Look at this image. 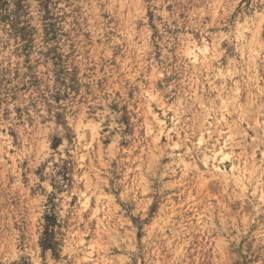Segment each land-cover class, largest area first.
Instances as JSON below:
<instances>
[{"label":"rangeland","instance_id":"obj_1","mask_svg":"<svg viewBox=\"0 0 264 264\" xmlns=\"http://www.w3.org/2000/svg\"><path fill=\"white\" fill-rule=\"evenodd\" d=\"M53 105L94 159L36 163ZM49 168L45 208L84 209L73 264H264V0H0V264H34L11 254Z\"/></svg>","mask_w":264,"mask_h":264},{"label":"clouds","instance_id":"obj_2","mask_svg":"<svg viewBox=\"0 0 264 264\" xmlns=\"http://www.w3.org/2000/svg\"><path fill=\"white\" fill-rule=\"evenodd\" d=\"M101 102L96 101V104L99 105ZM65 108L69 110L67 112L64 111ZM75 106L74 105H53L51 110V115H49L48 110L41 109V114L36 116L33 114V119L36 120L37 124H39L40 119H47L50 122L45 124L43 127V140L39 143L42 144V147H39L37 152L36 163L38 164L40 161L52 158L53 163L59 162L63 164L65 161H71L73 164L79 166L82 159H94L93 155L84 152V146L88 143L85 138V126L83 123L77 118V115H74ZM57 114H60L63 119L57 120ZM96 118L99 120V123L95 124L92 131L95 134L101 127L104 125L108 127L109 130L117 129V119L118 117L115 114H110L107 107L104 108L103 112H97ZM106 118H110V123L105 124ZM27 118H25L26 120ZM29 133L32 132L31 129H27L25 127L24 130ZM119 131H123V127L120 126ZM55 138L60 141L59 146L55 151L50 150V145L52 143V139ZM116 140L120 139L119 133L115 137ZM34 143L36 140L34 138ZM35 165L30 164V167H34ZM79 174V167H77V175ZM55 175V172L49 168L46 173V179L43 184V188L47 189V192L44 196L39 197V201L35 207L31 208V212L26 219L28 220L27 224L20 225V234H22L25 239L23 241V252L12 253L11 257L13 259L17 258L20 255L31 256L32 262L34 264H73L74 258L71 256L69 249L67 248V240L65 236L64 227L62 225L68 227V236H72L75 233H78L80 230L81 224V214L84 209L79 207L75 209H66L64 205L68 203L70 199L69 192H64L62 196L59 193L56 194V199L54 203L49 204L47 208H45V203L48 198V193L53 192V188L50 187L52 183L51 177ZM33 183H37L36 179L33 177ZM110 179V177H106V180ZM56 183L64 185V180L61 177L56 178ZM101 185L105 184V181H100ZM117 187L119 185L117 184ZM91 191V189L89 190ZM77 195H81L78 191V182H77ZM87 197L81 195V199H86ZM63 200V203H61ZM62 209H64L62 211ZM140 205L137 204L136 207L132 208L129 212L130 217L134 215H138L140 213ZM54 218L52 220H44L42 217L45 213ZM71 216L70 225H65V220L68 216ZM19 219V217H18ZM86 223V222H85ZM126 223L131 228L132 221L129 219ZM47 231V235L45 232ZM135 229L132 231L126 232L123 236H118L120 244L124 247V249L129 250L130 252L137 251L135 246V241L132 239V234ZM17 235V234H14ZM37 241L47 242L52 245V247L48 248L46 252V258H41L40 252L41 248L38 245ZM227 243H231L232 241L239 242V236H227L225 238ZM225 241H221L224 243ZM63 249V250H61ZM58 252L59 258H55L53 253ZM68 255L69 259H64V257Z\"/></svg>","mask_w":264,"mask_h":264}]
</instances>
